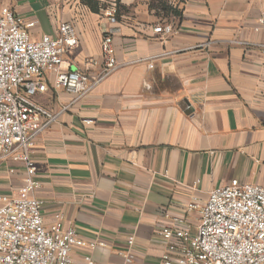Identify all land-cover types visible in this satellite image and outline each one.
I'll return each instance as SVG.
<instances>
[{
    "label": "crops",
    "instance_id": "0c3cea01",
    "mask_svg": "<svg viewBox=\"0 0 264 264\" xmlns=\"http://www.w3.org/2000/svg\"><path fill=\"white\" fill-rule=\"evenodd\" d=\"M2 8L33 23L32 41L70 23L78 45L62 70L90 80L104 70L102 37H112L116 68L86 96L54 89L47 73L48 90L34 98L55 115L30 153L43 223L61 213L64 228L105 244L73 249L75 261L156 264L167 245L161 229L195 233L193 199L201 206L231 180L264 182V30L253 31L264 0H180L170 23L147 13L108 19L66 0H0ZM163 26L171 33L154 32ZM10 168L0 163V194L22 184L23 170Z\"/></svg>",
    "mask_w": 264,
    "mask_h": 264
},
{
    "label": "built area",
    "instance_id": "2783aa9c",
    "mask_svg": "<svg viewBox=\"0 0 264 264\" xmlns=\"http://www.w3.org/2000/svg\"><path fill=\"white\" fill-rule=\"evenodd\" d=\"M104 15L112 19L115 10ZM32 26L14 11L0 10V163L11 166L10 174L17 171L16 165L24 173L19 188L0 194V264H98L89 255L75 261L71 253L76 248L103 247L102 241L80 239L73 226H62L61 213L54 215L52 225H44L30 153L35 138L55 118L34 100L48 90L46 74H52L54 89L75 101L82 99L116 68L112 37H102L104 70L90 80L86 74L62 70L63 56L78 45L70 23H60L55 37L44 35L37 41L29 37ZM260 30H264V9L253 28ZM154 32L169 34L171 28L156 27ZM260 53L264 55V42ZM188 209H199L195 233L186 227L161 229L158 234L167 245L156 264H264V182L231 180L211 190L203 205L193 199ZM133 243V236H128L129 249ZM122 257L131 263L129 252Z\"/></svg>",
    "mask_w": 264,
    "mask_h": 264
},
{
    "label": "rangeland",
    "instance_id": "374dc122",
    "mask_svg": "<svg viewBox=\"0 0 264 264\" xmlns=\"http://www.w3.org/2000/svg\"><path fill=\"white\" fill-rule=\"evenodd\" d=\"M72 3H78L83 7H86L83 4L84 0H66ZM98 1L102 9L100 12L104 13L106 11L115 10L114 18L119 19L121 17H128L130 19H145L147 17L146 13L150 16H155L157 13L155 9L152 8L156 2L153 0H92ZM180 0H168V4L172 8H176L179 5ZM87 8V7H86ZM152 8V10H151ZM160 22L170 23L175 21V17L171 14L168 16L159 15L156 18Z\"/></svg>",
    "mask_w": 264,
    "mask_h": 264
},
{
    "label": "trees",
    "instance_id": "16d2710c",
    "mask_svg": "<svg viewBox=\"0 0 264 264\" xmlns=\"http://www.w3.org/2000/svg\"><path fill=\"white\" fill-rule=\"evenodd\" d=\"M156 3L152 5V8L156 10L155 18L159 17V15L168 16L169 14L173 15L175 19L179 20L181 18V12L178 7L172 8L168 4V0H153ZM83 4L93 13H100L102 7L98 3V1L92 0H84ZM151 8V10H152Z\"/></svg>",
    "mask_w": 264,
    "mask_h": 264
},
{
    "label": "water",
    "instance_id": "95a60500",
    "mask_svg": "<svg viewBox=\"0 0 264 264\" xmlns=\"http://www.w3.org/2000/svg\"><path fill=\"white\" fill-rule=\"evenodd\" d=\"M183 103L189 108V104L187 103V101H183ZM192 109H189L188 111H186V113H191Z\"/></svg>",
    "mask_w": 264,
    "mask_h": 264
}]
</instances>
